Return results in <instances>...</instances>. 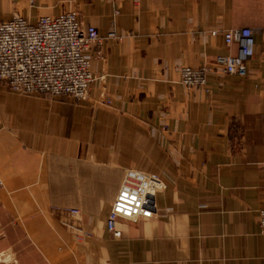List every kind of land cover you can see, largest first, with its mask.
I'll return each mask as SVG.
<instances>
[{"label": "crops", "instance_id": "crops-1", "mask_svg": "<svg viewBox=\"0 0 264 264\" xmlns=\"http://www.w3.org/2000/svg\"><path fill=\"white\" fill-rule=\"evenodd\" d=\"M68 10L121 40L93 47L89 99L0 81V230L25 232L20 263L264 264V0H0L4 21ZM239 28L255 32L249 75L212 68L206 88L187 90L182 66L235 54L222 33ZM129 168L166 188L153 218L120 220L116 238L107 221ZM66 207L83 212L85 244L56 220Z\"/></svg>", "mask_w": 264, "mask_h": 264}, {"label": "built area", "instance_id": "built-area-1", "mask_svg": "<svg viewBox=\"0 0 264 264\" xmlns=\"http://www.w3.org/2000/svg\"><path fill=\"white\" fill-rule=\"evenodd\" d=\"M222 34L228 47L237 48L236 53L218 56L213 67L182 66L181 84L187 90L206 88L212 68L223 76L249 75V62L255 56L254 30L239 28ZM103 40L119 41L121 36L111 29L103 39L97 28L84 26L74 12L40 17L36 23L21 17L10 21L0 19V81L17 94L86 100L95 81L91 49ZM162 187L156 176L136 170L126 172L107 222L109 232L120 238L117 224L121 219L151 217L154 208L150 196ZM71 211L80 216L78 210ZM258 221L264 234V206Z\"/></svg>", "mask_w": 264, "mask_h": 264}, {"label": "rangeland", "instance_id": "rangeland-1", "mask_svg": "<svg viewBox=\"0 0 264 264\" xmlns=\"http://www.w3.org/2000/svg\"><path fill=\"white\" fill-rule=\"evenodd\" d=\"M34 2H35V0H31V3H34ZM68 12H74V13H76L78 15V18L80 19V21L83 23L84 26H92V25H89V24H84V22L80 18V14H79V12L77 10H68V11H65V12H63L61 14L68 13ZM117 13H118V11H116V14ZM57 16H59V15H57ZM57 16H42V17H57ZM15 17H21V18H25V19L29 20L28 18L23 17V16H21L19 14L14 15V17L12 19H14ZM30 22L33 23L32 21H30ZM92 52H93V48L91 49V55H92V58H94V55H93ZM217 57L218 56L215 57L214 61L216 60ZM92 62H93V59H92ZM213 65H214V62H213ZM204 66H207V65H201V66H198V67L190 66V67H192V68H201V67H204ZM184 67H189V66L186 65ZM91 71H92V63H91ZM92 73H93V71H92ZM93 75L95 77V74L94 73H93ZM98 78L99 79H102L103 76H100ZM96 80H97V78L95 77V81ZM90 94H91V90H90V93H89L87 99L90 98ZM96 103H99V104H102V105H111L112 104V101L108 97H104L102 100H97ZM163 129H166V128L163 127ZM130 170H136V171H139V172H143V173H146V174H150V175H153V176L158 177L161 180V183L163 184L162 189H159V190L155 191V194H153L152 196H150V199L152 200V205H153V208H154L153 211H155L156 210L155 195H156V193H158L160 191H163L166 188V182L164 180L165 179L164 175H159V174L151 173V172L142 170L140 168H129V169H125L124 170L123 180H122L120 189L118 191V194H119V192L121 190V187L123 185V182H124V179H125V176H126V172H128ZM3 187H4L3 183L0 182V188L2 189ZM118 194H117V196H116V198H115V200L113 202L112 210H113V206L115 204V201H116V199L118 197ZM52 210H53V212H55V218L58 221V223L63 228L69 230L72 233V236H73L74 240L77 243H79V244H85V242L87 240V237L89 236L90 232L84 227L83 212L80 209L74 208V207H70V208L69 207H66V208H62V209L52 208ZM71 210H78V212L80 213V216L74 215ZM111 213H112V211H111ZM153 216H154V213L149 218L135 217V218H131V219H121V220L123 222H125V223L126 222H129V223H139V222H142V221H144L146 219L153 218ZM4 219H6V223H7V226H8L9 220L5 216H3L2 214H0V226L3 225V222H4L3 220ZM117 228L119 229L118 224H117ZM119 231L121 232V234L123 233L122 230L119 229ZM20 237L24 238L25 237V232H22V234H21V232L10 231L9 229L0 230V264H21L20 261L18 260V257L20 256L19 253L21 251V247L19 245L20 242L18 243V246H17L18 248L16 247L17 240L19 241L20 240ZM17 249H18V251H17ZM17 253L19 254L18 256H17Z\"/></svg>", "mask_w": 264, "mask_h": 264}]
</instances>
